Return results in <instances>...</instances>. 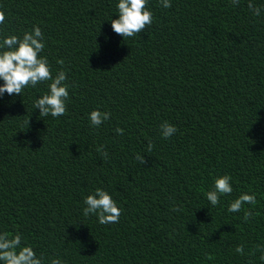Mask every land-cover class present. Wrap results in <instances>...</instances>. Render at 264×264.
<instances>
[{
	"label": "trees",
	"instance_id": "trees-1",
	"mask_svg": "<svg viewBox=\"0 0 264 264\" xmlns=\"http://www.w3.org/2000/svg\"><path fill=\"white\" fill-rule=\"evenodd\" d=\"M252 2L260 16L249 0H147L152 24L123 38L118 0H0V42L38 26L70 85L57 118L33 108L50 81L0 97V232L44 264H264V0ZM96 109L111 116L93 128ZM225 174L233 192L213 207L205 193ZM96 188L118 223L83 215ZM241 193L256 195L248 222L227 210Z\"/></svg>",
	"mask_w": 264,
	"mask_h": 264
},
{
	"label": "clouds",
	"instance_id": "clouds-1",
	"mask_svg": "<svg viewBox=\"0 0 264 264\" xmlns=\"http://www.w3.org/2000/svg\"><path fill=\"white\" fill-rule=\"evenodd\" d=\"M164 8L171 7L170 0H160ZM233 5H238L239 0H231ZM248 9L254 16L261 15V8L249 0ZM117 18L109 19L111 29L123 38H131L152 24L153 14L147 8V0H118L116 4ZM5 21V13L0 11V24ZM45 48L43 33L38 26H33L31 31H25L22 37L9 35L0 42V97L5 93L8 95H21L26 88H35L37 84L50 81L48 91L38 97L33 104L34 109L39 110L40 117L57 118L66 114V101L69 98L68 89L70 85L66 82L68 77L65 70H58L55 76L52 75L49 62L46 56L40 55ZM57 64L63 65L64 61L59 59ZM110 112L92 110L89 114L90 126L98 128L105 121L109 120ZM28 126L29 119L25 122ZM123 129L116 128L117 134L123 135ZM163 138L167 139L177 131L174 125L167 121L160 125ZM154 145L151 141L146 146V151L151 152ZM105 159L108 153L104 146L97 148ZM135 159L142 165L146 163L145 158L137 153ZM231 177L227 174L214 179L213 186L205 193L206 199L214 207L220 203L221 196L230 195L233 192ZM83 215L85 217L95 215L101 225L114 224L119 222L121 209L113 200L111 195L102 188H96L94 193L84 197ZM256 195L241 193L228 205V211L232 213L241 212L245 205H255ZM173 211H180L173 207ZM251 209L244 210L243 220L248 222L254 216ZM22 236L12 234L8 231L0 232V262L2 264H44L43 258L38 257L31 246L21 245ZM262 252L261 260H264V247L256 246ZM236 253L243 255V245L235 248ZM252 254V253H250ZM51 264H64L59 258L51 260Z\"/></svg>",
	"mask_w": 264,
	"mask_h": 264
}]
</instances>
